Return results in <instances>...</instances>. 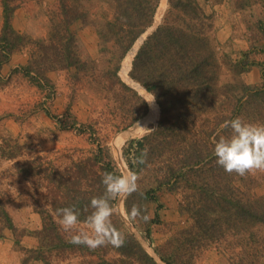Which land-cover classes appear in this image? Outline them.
I'll return each instance as SVG.
<instances>
[{"label":"rangeland","instance_id":"374dc122","mask_svg":"<svg viewBox=\"0 0 264 264\" xmlns=\"http://www.w3.org/2000/svg\"><path fill=\"white\" fill-rule=\"evenodd\" d=\"M229 2L227 10L236 7L244 11V19L239 23L243 35L240 41H231L221 34L230 33L225 27L228 24H234L238 30L234 16L226 17L223 25L220 11H224L225 0H199L209 17L207 23L212 26L202 33L208 41L210 64L203 67L207 72H214L211 77L219 92L233 89L222 94L217 108L230 103L231 97L237 102L242 96L238 85L246 84L243 75L248 66L255 63L254 49L264 43V22L253 20V16L247 14L248 10L253 14L261 10L256 7L260 4L264 8V0ZM58 6V0H26L14 12L13 32H8L5 39V16L0 2V204L13 225L12 229L7 228L5 219L0 216V264H115L120 258L126 260L113 246L90 250L70 243L76 233L63 232L57 223V209L66 207L67 202L80 205L79 218L86 219L81 216L91 213V199L104 193L102 177L107 173L103 170L106 165L119 174L137 172L140 175L139 193L120 201L112 220L125 237L135 238L144 253L157 264H165L161 253L169 255L174 264H232L233 255L237 254L240 259H246L248 255L237 244L239 236L233 231L236 219L231 216L232 210L228 212L223 207L231 205V198L241 199L245 204L249 200H264V172L243 177L230 175L216 164L214 155L193 162L188 159L191 152H183L180 139V136L186 139L192 129L195 139L209 136L213 142L223 122L218 121L220 124L214 134H210L207 127L221 117V109L195 103L188 109L182 99L187 90L176 88L172 103L166 106L171 120L165 122V126L170 127L163 138L145 141L146 163H134L143 151H138V146L130 142L143 139L157 129L161 120L157 94L162 101L165 98L164 88L149 92L132 77L134 61L147 38L162 24L169 8L168 0H160L153 25L127 51L120 37L107 30L105 23H111L113 18L110 14L106 17L110 10L105 0H93L87 6L92 15L72 25L79 65L67 69L58 67L46 74L47 82L38 83L21 69L28 65L33 47L27 42L28 39L49 38ZM99 31L106 33L107 38L103 39ZM16 36L26 40L17 41ZM244 37L251 43L250 48L241 42H245ZM135 48L125 76L124 64ZM167 66L169 68L166 65L162 70L169 71ZM262 75L264 77V73ZM128 88L135 90L141 101L148 104L150 116L138 117L140 101ZM191 88L196 91L194 85L188 89ZM190 98L195 101L194 97ZM204 101L206 103L208 98ZM242 112L246 115L242 120L254 123L247 112ZM183 118H192V122L182 125ZM255 124H264V116ZM222 134L231 133L224 130ZM213 150L214 147H208L204 155H210ZM215 182L211 189L217 186V194L221 196L217 218L225 235L190 257V253L185 252L188 247L184 240L187 239L184 232L193 223L189 204L200 205L196 193L203 184ZM225 196L229 200L227 205ZM216 199L219 201L218 197ZM133 205H138L149 219H126ZM79 228L85 229V226L81 224ZM240 228L243 225H239ZM253 231L264 239V227L255 226ZM260 257L258 264H264V246Z\"/></svg>","mask_w":264,"mask_h":264},{"label":"trees","instance_id":"16d2710c","mask_svg":"<svg viewBox=\"0 0 264 264\" xmlns=\"http://www.w3.org/2000/svg\"><path fill=\"white\" fill-rule=\"evenodd\" d=\"M58 1L59 6L58 11L55 12V19H51L49 38L35 41L28 39L27 42L29 46L33 47L30 50L28 65L21 69L27 76L38 83L47 82L46 74L52 70H56L58 67L60 69H67L79 65L77 39L72 30V25L84 16L92 15L87 6L93 3V0ZM0 2L2 3L5 16L3 37L6 39V34L13 32L11 20L14 12L26 0H0ZM159 3L160 0H105V4L108 5L110 10L106 14V17H109L110 14L113 18L111 23H105V25L108 28V32L117 37L119 36L121 44L123 43V46L126 45L124 51H127L153 25ZM168 4L169 8L163 18L162 24L147 38L134 61V74H132V77L139 81L149 92H155V90L160 89L159 87L164 88L162 90L165 95L162 101L159 94H157L158 102L161 106V120L158 123L157 129L143 139L130 142V145L136 144L138 146V151L145 150L147 147L146 140H150L153 137L163 138L164 133L170 127L169 125L165 126V122L171 120L167 116L168 110L166 106L172 103V96L176 88L187 90L184 91L182 99L186 102L188 109L194 103L201 107L210 105L215 110L221 109L222 115L220 116L222 118H217L218 120L215 124L211 122L208 124L207 128L210 134L215 133L217 125L220 124L218 121H230L237 117L244 119L246 115L242 111L247 112L249 118L254 123L263 119L264 116V85L260 88L242 83L238 85V90L242 96L238 97L237 102H234L231 97L228 99L230 103L217 108V104L221 101L220 97L223 96L222 94L225 92L230 93L233 89L219 92L215 87L213 77H211L214 72H207L203 67V65H210L207 53L208 41L202 37L203 31L208 28L210 30L212 27L211 24L207 23L209 17L202 10L199 0H168ZM99 32L103 39L107 38L106 33ZM24 39L26 40L25 37L16 36L17 41ZM35 47L36 49L34 50ZM10 50V52L14 51L13 49ZM166 65H169V68L167 66L169 71L162 70ZM136 71H139L138 75ZM205 79H208L207 83H205ZM191 85L196 87V91H191L194 90L192 88L188 89ZM128 90L140 101L138 109L140 115L138 117L146 115L148 104L141 101L135 90L131 88H128ZM190 97H194L195 101L191 100ZM207 98L208 101L205 103L204 100ZM197 100L201 102H197ZM228 114L229 116H227ZM187 121L192 122V118H183L181 124L186 125ZM205 134L208 135L207 133ZM194 136L195 134H192V129L186 134V139L180 136L183 152L186 151V154L189 151L191 152L188 159L195 162L200 158L213 156V151L210 155H204L208 147H214L209 136L200 140L195 139ZM138 154L140 153L138 152ZM103 170L107 173L119 174L109 165H106ZM187 181L192 182L194 180ZM216 183H205L198 190L195 197L200 201V205L191 202L189 204L193 214V223L190 229L184 232L187 236V239L184 240L187 242L188 247L185 252L190 253V257L195 256L200 250L209 247L210 244L217 243L225 235V231H223L222 225L217 218L219 209L221 208H218L221 206V196L217 194V186L211 189V186H215L214 184ZM216 197H218L219 201H217ZM262 200L261 198L249 200L245 204L241 199L231 198V205L227 207L229 200L226 196L224 197L227 206L223 207V210L225 208L228 209V212L232 210L231 216L236 219L233 231L236 236H239L237 244L243 249L244 254L248 255L245 257L246 259H240V254L233 255V260L236 261L237 259V261H233L232 264H258L261 258V247L263 248L264 246V239L253 229L255 226L264 227V200ZM64 206L74 207L77 211L81 209L80 205H71L68 202ZM0 213L2 214L0 215L2 219H5V226L12 229L13 225L10 218L1 207V204ZM81 218L86 217L83 215ZM239 225H243V228H240V230L238 229ZM240 236H245V241L241 242L243 237L241 238ZM124 238L125 243L116 250L120 257L126 260L120 258L115 264H157L144 253L141 245L135 238L132 236H124ZM229 248L227 247L228 251H230ZM140 252L142 255H140ZM160 256L161 261L165 264H174L175 262L168 257L169 255L166 256L161 253Z\"/></svg>","mask_w":264,"mask_h":264},{"label":"clouds","instance_id":"9594fccd","mask_svg":"<svg viewBox=\"0 0 264 264\" xmlns=\"http://www.w3.org/2000/svg\"><path fill=\"white\" fill-rule=\"evenodd\" d=\"M231 130L229 136L222 134L224 130ZM218 137V139L216 138ZM216 164L228 174L241 177L264 172V124L249 123L242 118L225 121L220 125L216 136L213 137ZM147 149L134 160V163L145 164ZM137 172L126 174L105 173L102 177L104 193L93 197L90 202L92 209L84 221L79 219V212L74 207L57 209V223L65 233L75 232L70 243L83 245L90 250L113 246L119 248L125 243V238L114 224L112 217L117 212L120 201L127 199L134 193H139ZM146 211V210H145ZM147 221L149 216L142 214L138 205H133L126 219ZM83 224L85 229H80Z\"/></svg>","mask_w":264,"mask_h":264},{"label":"crops","instance_id":"0c3cea01","mask_svg":"<svg viewBox=\"0 0 264 264\" xmlns=\"http://www.w3.org/2000/svg\"><path fill=\"white\" fill-rule=\"evenodd\" d=\"M230 0H225V3L223 4L222 8H223V12L220 11V13L222 14V19H223V25L225 23V19L227 17V19L231 16H234L237 23H238V30L235 29V26L234 24L231 25V24H228V26H225L226 27V30L230 31L229 34H227L226 31L224 32H221V34L225 35V37H230V40L234 41H240L241 39V36L243 37V35L240 34V28H239V23H241L240 21H243L244 19V11L242 10H239V9H236V7H234V9L232 10H227L229 7L227 5H230L229 2ZM233 7V6H231ZM256 7H260L261 10H257L258 12L257 13H251L250 10H248V13L249 15H251L252 19L253 20H262L264 22V8H263V5H259V6H256ZM263 9V10H262ZM253 14V15H252ZM233 20V19H232ZM245 39V42L244 41H241L243 42V44L246 46V47H249L250 48V44L248 42V38L244 37ZM253 60H255V63L254 64H251V66H248L246 72L244 73L243 75V79L245 81V83L248 85V86H251V87H261L263 86L264 84V77H263V73H264V43L258 47V49H254V53H253Z\"/></svg>","mask_w":264,"mask_h":264},{"label":"bare ground","instance_id":"6f19581e","mask_svg":"<svg viewBox=\"0 0 264 264\" xmlns=\"http://www.w3.org/2000/svg\"><path fill=\"white\" fill-rule=\"evenodd\" d=\"M150 32H151V31H150ZM150 32L146 33V37H147V35H148ZM135 51H136V48L131 52L129 58L127 59L126 63L124 64V71H123V74H124L125 76H127V72H128L129 66H130V64H131L132 57H133V55L135 54Z\"/></svg>","mask_w":264,"mask_h":264},{"label":"water","instance_id":"95a60500","mask_svg":"<svg viewBox=\"0 0 264 264\" xmlns=\"http://www.w3.org/2000/svg\"><path fill=\"white\" fill-rule=\"evenodd\" d=\"M151 32H152V31H151ZM151 32H150L149 34H151ZM149 34H148V35H149ZM149 114H150V110H149V113L147 114V116H150Z\"/></svg>","mask_w":264,"mask_h":264}]
</instances>
